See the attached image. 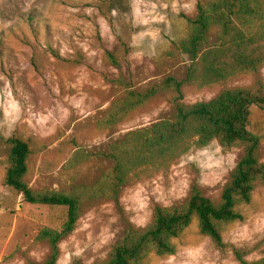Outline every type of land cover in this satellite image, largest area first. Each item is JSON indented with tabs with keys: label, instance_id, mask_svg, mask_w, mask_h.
I'll return each instance as SVG.
<instances>
[{
	"label": "rangeland",
	"instance_id": "1",
	"mask_svg": "<svg viewBox=\"0 0 264 264\" xmlns=\"http://www.w3.org/2000/svg\"><path fill=\"white\" fill-rule=\"evenodd\" d=\"M200 0H0V264H40L49 247L37 241L44 227L60 230L67 209L31 205L4 185L6 141L17 137L31 150L27 183L36 191L89 190L108 163L97 153L115 139L175 115L176 93L160 91L116 128L100 121L129 90L160 86L186 76L189 58L177 47ZM264 83L242 74L205 88L183 87L186 105L209 102L223 90ZM257 121L264 125V112ZM78 150L95 156L74 167ZM241 156L216 142L193 147L166 168L138 170L118 201L88 197L74 232L60 243L58 264H94L108 257L128 229H142L155 206L182 204L193 187L214 201ZM264 162V140L259 151ZM243 221L226 226L219 248L193 221L176 241L172 256H151L146 264H241L264 258V187L256 185L243 205Z\"/></svg>",
	"mask_w": 264,
	"mask_h": 264
},
{
	"label": "trees",
	"instance_id": "2",
	"mask_svg": "<svg viewBox=\"0 0 264 264\" xmlns=\"http://www.w3.org/2000/svg\"><path fill=\"white\" fill-rule=\"evenodd\" d=\"M187 21V35L177 45L189 58L185 78L178 81L168 77L160 86L129 90L111 104L100 127L116 128L164 90L176 93L174 117L131 130L98 152L96 156L108 163V169L92 189L34 190L26 181L29 145L17 137L6 141L9 149L4 185L28 204L67 209L60 230L44 227L37 235V241L49 247L47 259L40 264H58L60 243L76 229L88 197L118 201L121 189L138 170L166 168L193 147L203 148L216 141L223 150H241L220 200L207 198L193 187L182 204L155 206L144 228L128 229L108 257L94 264H146L153 255H175L176 241L195 220L199 233L222 249L226 226L244 220L239 208L252 202L257 184L264 187V162L259 157L264 125L256 119V110L264 112V83L225 89L209 102L183 103L185 85L205 88L242 74H258L264 67V0H200L195 16ZM91 156L95 155L78 150L69 165L74 167ZM236 256L241 264H264V258L254 263L243 260L240 251H236Z\"/></svg>",
	"mask_w": 264,
	"mask_h": 264
}]
</instances>
